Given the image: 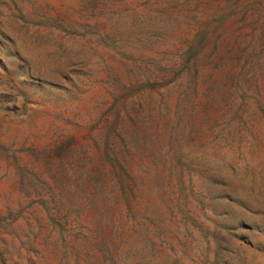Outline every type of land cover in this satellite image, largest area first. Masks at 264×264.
Masks as SVG:
<instances>
[{
  "label": "rangeland",
  "instance_id": "1",
  "mask_svg": "<svg viewBox=\"0 0 264 264\" xmlns=\"http://www.w3.org/2000/svg\"><path fill=\"white\" fill-rule=\"evenodd\" d=\"M0 264H264V0H0Z\"/></svg>",
  "mask_w": 264,
  "mask_h": 264
}]
</instances>
